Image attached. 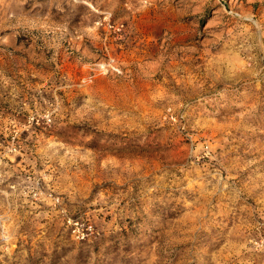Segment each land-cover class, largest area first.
Listing matches in <instances>:
<instances>
[{
    "label": "rangeland",
    "instance_id": "obj_1",
    "mask_svg": "<svg viewBox=\"0 0 264 264\" xmlns=\"http://www.w3.org/2000/svg\"><path fill=\"white\" fill-rule=\"evenodd\" d=\"M0 264H264V0H0Z\"/></svg>",
    "mask_w": 264,
    "mask_h": 264
}]
</instances>
